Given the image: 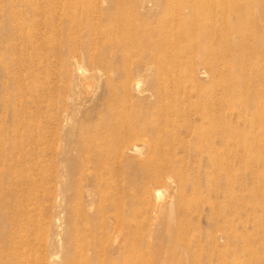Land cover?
<instances>
[{"label": "rangeland", "instance_id": "obj_1", "mask_svg": "<svg viewBox=\"0 0 264 264\" xmlns=\"http://www.w3.org/2000/svg\"><path fill=\"white\" fill-rule=\"evenodd\" d=\"M69 1L0 0V194L33 216L14 221L9 196L7 221L26 222L37 251L66 210L94 264H264L263 102L248 87L262 76L250 75L246 31L230 22L212 48L195 30L154 46L142 36L161 10L133 28ZM89 1L103 13L127 3ZM112 124L151 147L113 142ZM155 158L162 178L148 172ZM116 214L123 229L103 225Z\"/></svg>", "mask_w": 264, "mask_h": 264}, {"label": "bare ground", "instance_id": "obj_2", "mask_svg": "<svg viewBox=\"0 0 264 264\" xmlns=\"http://www.w3.org/2000/svg\"><path fill=\"white\" fill-rule=\"evenodd\" d=\"M74 1L75 5L77 4L78 7L85 5V0L81 1L80 3H77L76 0H70L69 2L74 3ZM99 1L103 2V0ZM144 1L145 4H142V6L138 8L141 9L139 12L140 16L137 10H135V7L137 6L136 0H127V3L123 1L121 7H118L115 10H107L105 13H103V10L100 8L93 6L91 1L88 0L86 2V7L89 11L87 14L93 11L97 12L98 9L105 17L111 18V16H113L112 12H115V14L118 16L116 26H118L119 23L122 24L125 21L128 22V24L130 23L129 26L134 28L136 24L135 21L141 20L147 29L151 23L148 21L149 19L147 18V15L150 14L149 16H151L153 11L161 10V12L164 13V16L154 20V27L145 32V34L142 36V39L144 40L142 43H152L151 40L155 39L153 42L154 46L158 45L159 43L162 45H173L175 40L181 38V36L186 37L190 33V30H195L199 33V36H201V40L209 42L211 45L210 47L212 48L215 40L218 39L217 34H220L221 36L225 35V39H229L227 38L228 33L230 32L228 23L232 22V31H246L247 33V50L251 62L250 75L254 76L257 74L262 76L260 77L261 80L250 78L248 80V87L251 89L250 100L252 102L255 100L263 102L261 108H257L255 110V117L256 119L264 122V0H244L243 3H241L239 0ZM69 13L70 8L68 7L66 13L64 14L66 15ZM57 15V17H59V15L63 14L61 12ZM243 24H246V26L244 27ZM133 33L135 34V31L131 32V34ZM213 51L216 52L215 49L211 50V52ZM216 57L217 56L213 57L212 59H216ZM141 80H139V82ZM136 86L139 91V83H137ZM162 98L163 97L161 96V101ZM214 105L215 104L210 103L209 106L213 107ZM158 110L165 116L168 115L174 117L178 115L176 112L178 110H176L174 106L163 107L162 103H159ZM209 113L210 111H207V114ZM112 130L114 134L112 139L113 142L114 139L115 142L123 140L133 148L138 147L139 143L148 144V148L151 147V144H149L150 141L146 143V141L143 139L144 134L139 133L140 129H134L131 124H128L127 126L112 124ZM142 131L144 132V130ZM128 150L131 149L129 148ZM155 159L157 160L153 161V164H151L148 172L156 176V178H162L168 169L165 168V165L163 164L164 161L158 158ZM4 190L5 189H3L0 194V264H42L43 260H46L48 264L96 263L92 258L89 259L87 256L88 252L91 251L92 244L89 242L85 244V246L79 244L80 240L77 239L78 232L76 229L71 228L74 225L71 218L66 219V210L58 212L54 219V227L56 229V235L54 238H52L50 242L47 238H43L41 240L39 249L37 251H33L35 249L31 242V232H28V225L26 223L32 222L33 216L29 215L31 211V209H29V205H31V203L25 199H19L18 193L5 195ZM60 195L61 194H58L56 198L57 200ZM9 196L17 197V201L13 207L14 221L17 220L18 216L20 221H26L20 226H18L16 223H12L11 221H7V218L10 216L9 209L11 210ZM61 201L64 203V200ZM6 202L9 204L6 205L7 207L5 206ZM32 205L35 206L36 204L32 203ZM119 216L120 215L116 214L105 217V222L103 225L106 227L113 226L116 229H123L125 225L124 217L121 218ZM67 227L70 228L67 229ZM12 233L13 237L16 234L17 244L12 243V241L9 239ZM108 235L109 232L107 231L103 234V237L107 238ZM42 247H45L46 249L51 247L52 249L46 259L43 258V252L41 250ZM86 251L87 254H85Z\"/></svg>", "mask_w": 264, "mask_h": 264}]
</instances>
